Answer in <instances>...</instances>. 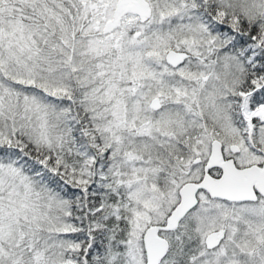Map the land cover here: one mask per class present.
<instances>
[{
  "label": "snow or ice",
  "instance_id": "1",
  "mask_svg": "<svg viewBox=\"0 0 264 264\" xmlns=\"http://www.w3.org/2000/svg\"><path fill=\"white\" fill-rule=\"evenodd\" d=\"M0 264H264V0H0Z\"/></svg>",
  "mask_w": 264,
  "mask_h": 264
}]
</instances>
